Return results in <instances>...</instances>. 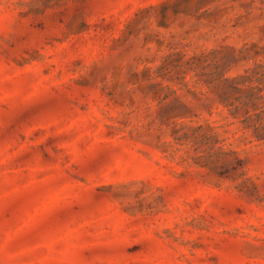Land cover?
Masks as SVG:
<instances>
[{"label":"rangeland","instance_id":"obj_1","mask_svg":"<svg viewBox=\"0 0 264 264\" xmlns=\"http://www.w3.org/2000/svg\"><path fill=\"white\" fill-rule=\"evenodd\" d=\"M0 264H264V0H0Z\"/></svg>","mask_w":264,"mask_h":264}]
</instances>
